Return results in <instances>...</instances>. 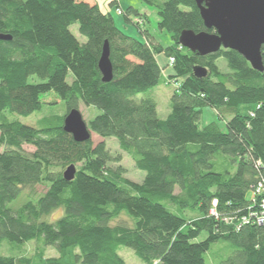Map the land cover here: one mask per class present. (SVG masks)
<instances>
[{"label":"trees","instance_id":"obj_1","mask_svg":"<svg viewBox=\"0 0 264 264\" xmlns=\"http://www.w3.org/2000/svg\"><path fill=\"white\" fill-rule=\"evenodd\" d=\"M142 1L156 8L173 45L156 43L147 18L116 2L110 6L143 40L125 35L88 0H0V34L11 37L0 40V246L39 245L33 255H0V264H126L122 248L144 264H264V225H241L258 208L252 194L264 181V72L233 50L200 56L180 45L184 31L211 32L194 0ZM76 24L86 42L72 32ZM106 43L110 82L99 69ZM159 55L175 61L169 79ZM198 66L207 77H195ZM33 77L40 82L30 83ZM162 85L176 87L166 119L153 99H138ZM52 93L67 114L81 103L96 108L90 131L115 140L144 181L112 167L121 157L104 142H76L64 130L67 114L43 118L39 128L23 124ZM206 106L226 130L200 127ZM72 165L69 182L64 172ZM38 186L46 191L36 193ZM21 196L26 201L15 208ZM48 248L58 256L45 258Z\"/></svg>","mask_w":264,"mask_h":264},{"label":"rangeland","instance_id":"obj_2","mask_svg":"<svg viewBox=\"0 0 264 264\" xmlns=\"http://www.w3.org/2000/svg\"><path fill=\"white\" fill-rule=\"evenodd\" d=\"M90 3H95L99 6L100 10L103 13H111L113 16L116 26L119 28L120 31H122L125 35L130 36L135 39L143 40L141 34L139 33L138 28L130 23H127L124 16H119L116 10V7H111V2L113 0H88ZM165 0H162V2ZM120 7L122 10L126 11L129 8H134L139 12L140 15L147 18V23L144 26L145 29L148 30L149 34L153 38V40L162 45L163 47H169L173 45V40L171 37V34L167 30H160L158 27V23L160 21V17L157 13V10L154 6L145 3L142 0H119ZM134 18V16H133ZM143 28V29H144ZM72 32L77 35L78 37L82 38V42H86V38L82 37L79 32V24H76L72 27ZM158 62L162 68L163 74L165 75V78L169 79V75L173 73L174 69V63L168 59L165 55H159L157 57ZM219 69L226 73L228 71L227 63L224 59H220L218 61ZM40 80L33 77L30 78V83H39ZM68 82H72V76L68 77ZM175 84V83H174ZM176 86V84H175ZM176 87L162 85L157 88H154L150 90L146 94L139 95L138 99L141 98H151L157 103V109H158V116L160 119H166L169 114L171 113V98L174 92V89ZM43 107L42 110L39 112H36L32 116L28 118H21V121L25 125L34 126L36 128H39V121L46 117L51 116H65L67 114V109L63 101H61L55 94H48L43 97ZM79 110L84 118V121L89 124L91 121L95 119L97 115H99V111L94 107H88L84 105L83 103L80 104ZM202 120L200 123V127H205L211 123H217L223 130H226L225 123L220 120L218 113L212 109L211 107H204L202 108ZM92 142L94 146L104 142L106 144V148L109 151V153L113 157L120 156L121 157V163L120 164H111L112 167H117L118 165H121L125 169V176L129 178L132 181L141 183L144 181L146 177V173L143 171H140L136 169L134 162L119 148L117 142L113 139H102L98 137L95 134H92ZM24 150L28 153H33L35 151L34 147L25 145ZM36 193L42 194L46 191V188L44 186H38L35 188ZM31 192L30 189L26 190V194H29ZM248 198H251V192L247 196ZM26 201L24 196H21L14 204V207L21 206ZM258 210V209H256ZM61 216V212L58 211L54 213L51 216L50 221H53ZM128 220V218L122 216L120 219ZM119 219L114 220L111 224L116 225L118 223ZM131 224V223H130ZM206 234H203L201 239H205ZM39 249V245L36 243H30L27 244L24 249L18 250L13 249L8 245L0 246V255L6 256V255H16V256H22L24 254H30L33 255L36 253ZM15 251V252H14ZM22 254V255H21ZM120 256L124 259L126 264H144L140 261V259L135 255L134 251L129 248H122L119 252ZM58 256L56 250L52 248H48L45 251V258L51 259L56 258Z\"/></svg>","mask_w":264,"mask_h":264},{"label":"water","instance_id":"obj_3","mask_svg":"<svg viewBox=\"0 0 264 264\" xmlns=\"http://www.w3.org/2000/svg\"><path fill=\"white\" fill-rule=\"evenodd\" d=\"M194 1L206 29L211 32L197 34L184 31L180 36V45L200 56L216 54L220 50H233L239 53L252 69L264 72V0ZM0 40H11V37L0 34ZM99 69L104 82L112 81L113 67L108 43L104 46ZM193 72L199 79L208 76V71L200 66L195 67ZM64 130L79 143L92 139V132L78 109H73L67 114ZM76 174V166L72 165L64 172V179L73 181Z\"/></svg>","mask_w":264,"mask_h":264},{"label":"built area","instance_id":"obj_4","mask_svg":"<svg viewBox=\"0 0 264 264\" xmlns=\"http://www.w3.org/2000/svg\"><path fill=\"white\" fill-rule=\"evenodd\" d=\"M112 2L119 3V0H113ZM117 13L119 16L122 15V10L118 9ZM173 63L175 62L173 58L170 59ZM253 202L257 203L258 210L250 212L247 216L245 215L241 220V225H247L249 223H255L257 225H264V181H261L257 184L253 192ZM214 206L216 202L213 203ZM212 214L216 215V211H212ZM228 222V220H227Z\"/></svg>","mask_w":264,"mask_h":264},{"label":"bare ground","instance_id":"obj_5","mask_svg":"<svg viewBox=\"0 0 264 264\" xmlns=\"http://www.w3.org/2000/svg\"><path fill=\"white\" fill-rule=\"evenodd\" d=\"M253 195V194H252Z\"/></svg>","mask_w":264,"mask_h":264}]
</instances>
